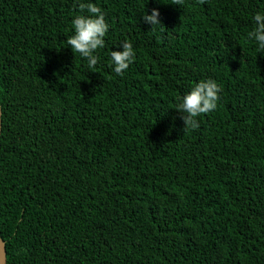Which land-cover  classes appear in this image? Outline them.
I'll return each mask as SVG.
<instances>
[{"label":"trees","instance_id":"trees-1","mask_svg":"<svg viewBox=\"0 0 264 264\" xmlns=\"http://www.w3.org/2000/svg\"><path fill=\"white\" fill-rule=\"evenodd\" d=\"M109 31L72 51L78 3ZM152 9L162 25L142 19ZM264 0H0L6 264H264ZM87 15V13H84ZM128 40L135 60L113 71ZM217 108L184 129L201 81Z\"/></svg>","mask_w":264,"mask_h":264},{"label":"clouds","instance_id":"clouds-1","mask_svg":"<svg viewBox=\"0 0 264 264\" xmlns=\"http://www.w3.org/2000/svg\"><path fill=\"white\" fill-rule=\"evenodd\" d=\"M172 2L175 5H182L184 0H172ZM198 2L204 3L205 0ZM78 10V14L72 20L73 35L67 38L66 43L72 51L86 58L89 68H94L100 59L94 53L104 47V37L109 31V25L105 20V13L94 3L79 2ZM159 15L158 10L152 9L151 14L144 13L142 19L152 27L162 25L158 19ZM253 20L255 27L247 33V39L254 41L260 50H264V12H257ZM119 49L111 51L110 56L114 66L113 71L117 75H123L135 60V50L128 40H125ZM221 91V85L213 79H207L195 83L185 95L178 97L176 109L182 114L183 130H194L199 127L197 118L217 108Z\"/></svg>","mask_w":264,"mask_h":264},{"label":"water","instance_id":"water-1","mask_svg":"<svg viewBox=\"0 0 264 264\" xmlns=\"http://www.w3.org/2000/svg\"><path fill=\"white\" fill-rule=\"evenodd\" d=\"M0 127H1V108H0ZM0 264H6L5 244L1 238H0Z\"/></svg>","mask_w":264,"mask_h":264}]
</instances>
